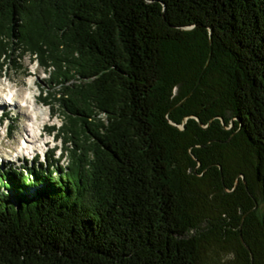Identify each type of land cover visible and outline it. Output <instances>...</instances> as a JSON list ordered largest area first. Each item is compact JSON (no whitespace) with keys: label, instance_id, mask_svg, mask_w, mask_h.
I'll use <instances>...</instances> for the list:
<instances>
[{"label":"trees","instance_id":"obj_1","mask_svg":"<svg viewBox=\"0 0 264 264\" xmlns=\"http://www.w3.org/2000/svg\"><path fill=\"white\" fill-rule=\"evenodd\" d=\"M5 53L56 67L74 147L0 172V264H201L226 234L251 264L241 231L264 264V0H0Z\"/></svg>","mask_w":264,"mask_h":264},{"label":"rangeland","instance_id":"obj_2","mask_svg":"<svg viewBox=\"0 0 264 264\" xmlns=\"http://www.w3.org/2000/svg\"><path fill=\"white\" fill-rule=\"evenodd\" d=\"M17 55L18 54L16 53L15 57H17ZM19 58L21 59V63L23 64V66L26 65V63H27V61L29 59L28 58V55H26L24 58L19 56ZM208 63H209V61L207 62V65H208ZM10 65L13 66V63H9L8 64V66H10ZM13 68L14 69L12 70L11 67L10 68L8 67V70H9L8 71V76H9V78L20 89H24L23 88V84L25 83V80H26L25 72L24 71L16 70L15 67H13ZM42 86H43V84L40 87L41 89H42ZM187 99H188L187 97L183 98L182 99V103L185 102V101H187ZM17 111L18 112L21 111V108L19 107L17 109ZM23 113H24V111H22V113H21V118L18 119L19 121L16 124V127H15V130L16 131L14 130L15 131L14 134L15 133L16 134L20 133V131L23 129V126H24V124L26 122V118L24 117V114ZM189 118H195L196 120H198V122L200 121V119L198 117H196L194 115H190V116H186V117H184L182 119V123L179 124L181 126L180 128L177 125H175V126H177L182 131L185 130L187 128V122H188V119ZM217 118H220L222 120V123L224 124V121H223V119L220 116H217ZM211 122H212V120H211ZM199 124H200V122H199ZM201 126L203 128H207L209 125L207 127H205L206 125L202 123ZM232 126L233 125L228 126L227 129H230ZM16 134L13 135V136H11V138H10V140L8 142L3 143L2 148H8L9 146H13V143L15 141H17ZM189 151H190V153L192 155L191 148L189 149ZM229 154H230V155H228L229 156V159H228V156H227L226 163L227 164H230L232 166V168H239L240 167V165H239L240 164V161L238 160V158H241L242 157L241 159H244V160L247 159L246 162H248V164H249V161L253 162V158H254V156L252 157L251 155H247V154L245 155L244 153H236V154H233V153H230V151H229ZM201 167H202V165L200 163H198L197 165H194L192 167L194 173L198 177H202L203 174L205 173L204 170L202 172H200V173L197 171ZM219 168H220V170L222 169L221 166H219ZM234 177H235V185L236 186L239 184V181L241 179H243V181H245V174L243 172H241V171L238 172V173H234ZM222 179H223V177H222ZM236 186H234V188H236ZM225 190L228 191V192H231L232 191V190H229L227 187H225ZM256 196L257 197L254 200L255 201V206H254L253 209L256 211V213H257L258 216L262 217L264 215V202H263L262 197H261V195H260V193L258 191H256ZM8 199L10 201L15 202L14 190H9L8 191ZM211 203L213 204V206H217L215 203H213L212 200H211ZM240 214H241V212L238 211V215H240ZM222 216H223L222 218L224 220H226V221H229L230 220V218L225 213ZM244 219H245V215L240 220V226H241V227L239 226L240 230L242 229V225H243ZM203 224L205 225L206 223L204 222ZM204 225H202V226H204ZM241 233H242V231H241ZM242 237H243V234H242ZM239 238H240L241 244L244 246V244H243V242L241 240L240 234H239ZM243 240H244V238H243ZM244 242H245V240H244ZM234 248H235V237L229 236V234H226L224 236V238H222V240L220 242H218V243L215 242V241H213L211 238H208L205 241V243L203 244L202 250L200 252V255H199L200 262H201V264H230L231 263L230 261H233L236 258V255L234 254L235 252L233 251ZM249 253H250V251H249ZM250 258H251V255H250ZM251 264H252V262H251Z\"/></svg>","mask_w":264,"mask_h":264},{"label":"bare ground","instance_id":"obj_3","mask_svg":"<svg viewBox=\"0 0 264 264\" xmlns=\"http://www.w3.org/2000/svg\"><path fill=\"white\" fill-rule=\"evenodd\" d=\"M19 96V90L14 89V95L11 98L12 103L17 100ZM35 93L33 90H27L21 95L20 104L29 107L31 116L29 119L28 125H26L27 137L21 142V148L18 149V152L31 151L34 149H42V142L39 143L38 147L36 146L37 137L41 134V125L45 119L44 109L37 105L35 99ZM17 104V103H16ZM42 115V119H39L38 116Z\"/></svg>","mask_w":264,"mask_h":264},{"label":"water","instance_id":"obj_4","mask_svg":"<svg viewBox=\"0 0 264 264\" xmlns=\"http://www.w3.org/2000/svg\"><path fill=\"white\" fill-rule=\"evenodd\" d=\"M200 122V125H202V122L201 121H199ZM173 125H176L174 122H171ZM209 124H207L205 127H207ZM179 128L181 127L180 125H177ZM237 184V183H236ZM236 186V185H235ZM234 189V188H233ZM232 189V190H233ZM241 227V226H240ZM240 236H241V240H242V242H243V244H244V246L250 251V255H251V262H252V264H254V258H253V254H252V252H251V250H250V248L247 246V244L244 242V240H243V237H242V233H240Z\"/></svg>","mask_w":264,"mask_h":264}]
</instances>
